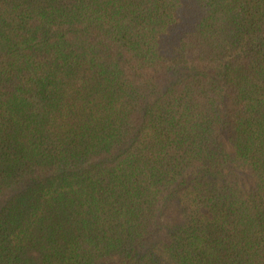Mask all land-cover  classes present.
Returning a JSON list of instances; mask_svg holds the SVG:
<instances>
[{"label": "trees", "instance_id": "trees-1", "mask_svg": "<svg viewBox=\"0 0 264 264\" xmlns=\"http://www.w3.org/2000/svg\"><path fill=\"white\" fill-rule=\"evenodd\" d=\"M0 264H264V0H0Z\"/></svg>", "mask_w": 264, "mask_h": 264}]
</instances>
